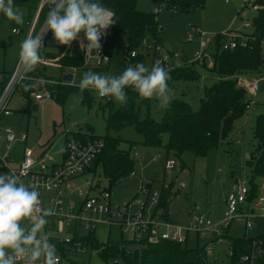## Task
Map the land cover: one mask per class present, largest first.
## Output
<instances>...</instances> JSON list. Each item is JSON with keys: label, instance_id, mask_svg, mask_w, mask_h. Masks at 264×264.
I'll return each instance as SVG.
<instances>
[{"label": "rangeland", "instance_id": "obj_1", "mask_svg": "<svg viewBox=\"0 0 264 264\" xmlns=\"http://www.w3.org/2000/svg\"><path fill=\"white\" fill-rule=\"evenodd\" d=\"M14 5L24 14V22L20 27L25 30L21 35H12L11 30L14 28L13 23L15 22L8 21L0 14V44L5 45V47L0 46V72L4 68H8L19 51L20 44L26 34L24 23L28 15L31 13L30 15L33 17L26 22L33 21L36 15V10L32 9V0H14ZM241 5L242 0H232L229 3H225V0H206L202 10L191 13H174L153 0L136 1L137 11L156 14V38L159 40L155 42L146 38L142 49L136 56V58L142 59L140 63L150 69L153 59L169 56L168 62L163 67L167 72L178 66H187L194 68L200 75L197 82L176 81L173 87L169 88L171 89L170 102L184 101L193 111L199 109L200 101L205 98V89L217 82L219 76L212 70L214 67L212 57L206 59L204 64H200L204 65L202 67L194 63L193 54L199 49L198 35L195 32L199 31L206 35L205 39L214 41L219 34L229 29L237 30L246 21L251 22L256 13L251 9H244L240 12ZM240 32L250 33L251 30L241 29ZM80 38H83V33ZM125 45L126 34L123 33L120 41L110 49L109 65L99 69L73 70L69 73L73 77L69 85L79 88L83 73L87 71L120 75L126 67L130 66L124 56ZM65 49V53L74 57L80 55L78 41H73L71 47ZM62 51L53 50L58 57H60L59 54H63ZM136 58L134 59L136 60ZM35 69H40L45 76L52 78L59 77L61 73H67V70L60 71L59 60L45 64L39 63ZM234 79H237V84L241 81L248 85L263 80L264 64L255 72L236 74ZM243 89L246 90L249 105L246 114L235 122L234 130L228 139L218 148L209 151L205 157H196L185 153L179 160L172 153H167L163 149L144 147L142 136L136 132L134 127H127L118 133L110 132L108 134L110 137L122 140L119 145L120 150L127 151L129 144L133 143L135 145L131 156L137 154L136 157H133L135 175L110 189L112 205L118 208L130 205L131 212L134 213L140 209V203L146 202L143 207L141 206L144 209L143 212L149 211L152 214L154 210L155 215L160 216L163 222L185 225L194 215H204L213 226L218 225L224 219L226 212V196L230 192L237 191L242 185H247L250 180L251 169L247 161L250 155L256 156V145L253 139L255 123L259 115L264 116V94H254L246 87ZM85 90L92 96L91 106L83 103L81 97L72 92L62 105L56 100L33 101L35 109H30L29 112L24 111L26 103L22 100L20 93L16 91L9 104L11 114L0 123V127L8 125L16 134L27 136L25 144L16 143L10 152L13 160L15 162L20 160L21 155L18 148L23 146L32 149L35 154L46 151L55 160H59L65 139L72 137L73 126L77 124H83L84 127L78 131L82 134H89L88 130H91L96 137L106 136L105 120L108 112L101 110V107L109 99L112 100L115 108L122 107L124 103L116 102L111 97L100 99L95 91ZM164 109L160 107L159 100L153 97L148 111L142 108L139 118L143 120L149 115L156 122H160ZM166 140L167 137L164 136L163 141ZM3 153L0 143V155ZM166 160L175 161V167L172 170L164 169ZM101 180L105 184L103 178ZM172 180L175 185L171 190L173 197L168 204V214L166 215L169 220L167 221L162 219V211L153 209L151 199L154 194L160 196L162 185L166 186ZM262 181L263 179L260 181L258 197H264V182L262 183ZM146 182L151 183V188L148 191H142ZM180 184H184V188L181 189ZM251 203L240 209L241 215L251 212L250 208L253 209L252 213L257 216L264 212V209H254ZM169 216L177 222L170 220ZM24 228L28 230L27 227ZM224 229L221 228L220 235L215 232V229H212L201 232L197 236L199 247L207 245L206 247L211 249L206 256L207 264H230L228 253L230 239L254 238L264 235V218L257 217L253 221L252 228L245 229V219L240 216L233 220L226 232ZM159 232L160 230L154 231L155 235ZM95 237L99 243H106L108 241L117 242L121 237L126 239L128 235L121 236L116 227L110 229L99 227L95 231ZM195 237L196 235L189 237V246H195ZM71 254L70 261L63 260L62 264H124L122 260L114 258H108L104 262L96 251L90 249L71 251Z\"/></svg>", "mask_w": 264, "mask_h": 264}, {"label": "trees", "instance_id": "obj_2", "mask_svg": "<svg viewBox=\"0 0 264 264\" xmlns=\"http://www.w3.org/2000/svg\"><path fill=\"white\" fill-rule=\"evenodd\" d=\"M32 1V9L37 10L40 0ZM136 1L99 0L105 8L114 13L115 24L107 30L106 35L109 56L110 49L116 42L120 41L123 33L126 34L124 54L128 52L139 54L146 38H150L155 42L159 41L156 38V14L137 11ZM153 1L164 5L174 13H191L202 10L206 3V0ZM254 3L258 10L251 21L250 38L252 39L246 48H237L228 52L217 51L215 53L212 70L219 76V80L205 89V98L200 101V107L197 111H193L189 104L184 101L174 100L164 109L160 122H156L149 115L140 120V110L145 108L148 111L153 98L143 99L136 91L129 88L125 89L127 101L122 107L115 108L111 99L101 107V110H107L108 112L105 120L107 134L104 137H99L104 140L105 149L94 161L89 172L100 175L106 181L109 192L112 187L128 179L133 173L134 160L131 151L135 145L130 143L127 151L120 150L119 145L122 140L110 137L108 135L110 132L118 133L127 127H134L136 132L142 136L144 147L163 149L167 153H172L179 160L185 153H190L196 157H205L209 151L218 148L228 139L234 130L235 122L246 114L249 106L246 90L237 84L234 75L255 72L264 64V0H255ZM52 6L50 1L42 8L37 20L36 30L42 26ZM16 25V23H13V26L16 27ZM42 43V59H55L56 55L53 50L66 48V46H62L55 41L51 31L46 33ZM0 46H3V44H0ZM59 62L61 72L67 69L81 70L83 68L82 60L77 57L64 56L59 59ZM131 62L138 64L142 62V59H132ZM168 73L170 75V79L167 81L169 88H172L176 81L197 82L200 77L194 68L187 66L175 67ZM63 76L64 73H61V77L57 80L58 85L50 87L54 95L52 100H56L62 105L67 96L75 92L81 97L83 103L91 106L92 96L86 90L81 94L80 88L63 84ZM30 86V84H27L22 92L26 100L25 112L35 109V105L32 104L33 102L29 98ZM88 132L89 134L73 132L72 137L82 140L87 137L97 138L91 130H88ZM164 136L167 137L165 142L163 141ZM253 139L256 145V156L250 155L247 161L251 169V177L247 183L249 186L248 204L258 197L260 181L263 179L262 183L264 182L263 115H259L256 119ZM174 185V180H172L170 184L162 185L160 189L155 211H162L163 215L161 214V217L163 220H169L166 214H168L169 201L173 197L171 190ZM31 225L30 220L21 222L22 227ZM227 229L228 227L224 231L226 232ZM259 243L262 246L264 245V235L254 238H231L229 245L230 264H251V260L254 259V251ZM86 249L96 251L104 262L108 258H114L115 260H122L124 264H207L206 246L199 247L197 243L194 247L189 246L188 241L182 245L170 241H159L156 244H151L143 240L136 243L134 240L125 239L124 237H121L117 242L99 243L95 233L74 239L68 249H62V259L70 261L69 251H83ZM244 257H249V261L243 262ZM255 264H264V254L256 260Z\"/></svg>", "mask_w": 264, "mask_h": 264}, {"label": "built area", "instance_id": "obj_3", "mask_svg": "<svg viewBox=\"0 0 264 264\" xmlns=\"http://www.w3.org/2000/svg\"><path fill=\"white\" fill-rule=\"evenodd\" d=\"M50 1L41 0L33 21L25 24L26 34L24 39L29 36L40 35L45 30L46 20L37 30L36 24L42 8ZM230 1L232 0H225V3ZM254 2L255 0H242L240 12L244 9H251L256 12L258 7ZM251 28V22L246 21L237 30L229 29L219 34L214 41L205 39L206 35L199 31L195 32L198 35L199 49L193 54L194 63L198 65L204 64L209 57L214 60V55L217 51L228 52L237 48H246L252 39L250 38L251 32L241 33L240 31L241 29L251 30ZM22 33L19 28L14 27L12 29V34L15 36ZM42 35L43 40L46 33ZM83 39L84 36L81 41ZM100 43L102 47L98 53L99 56L93 52L86 59L85 52L80 48L79 58L83 62V68L99 69L109 65L110 56L107 50L106 36L101 37ZM124 56L130 66L136 65L131 62L132 59L136 58V52H128ZM168 57L153 59L151 67L156 61H160L162 67H165ZM174 58L176 57L174 56ZM45 63L50 62L45 59L40 62V64ZM255 83L248 85V83L243 84L239 81L238 85L246 87L250 92L254 93L253 87ZM27 84L31 85V93L29 95L31 101L41 102L53 99L54 95L50 87L59 83L41 77L35 73V70L27 72L21 65L20 57L18 56L10 73L0 72V123L10 116L9 104L16 91L20 93L22 100L26 103L22 92ZM99 98L108 99L107 97ZM26 141V135L16 134L9 126L0 127V143L4 152L0 155V174L15 173L22 182L39 192V199L42 203L37 206L36 213L30 220L32 224L36 222L39 214H42L45 209L52 210L46 217L48 223L42 229V234L50 246L47 251H54L55 253L56 264H62L63 262L62 249H68L74 239L95 233L99 227L108 229L116 227L120 231L121 236L126 234L128 235L126 239L134 240L136 243L143 240L151 244H156L159 241H170L182 245L188 241L191 235H199L201 232L212 229H215V232L220 235L221 228L229 227L233 220L240 216L245 219V229H251L253 221L257 217L261 216L264 218V212L257 216L252 213V208H250L251 212H247L244 215L240 213V209L248 204V185H242L237 191L230 192L226 196L224 219L216 226H213L211 221L204 215H194L185 225L163 222L160 216L157 217L155 215L154 210L152 214L149 211L143 212L144 209L141 206L143 207L146 202L140 203V209L132 213L130 205H126L123 208L114 207L111 204L110 192L106 181L103 179L105 181V184H103L100 175L89 172L94 161L105 149V142L102 138L87 137L82 140L70 137L67 140L65 139L59 160H55L46 151L35 154L32 149L23 146L18 148L21 151V158L15 162L10 152L16 143L25 144ZM134 156L136 157L137 154L135 153ZM174 167L175 161L166 160L164 164L166 171L172 170ZM134 175L133 172L130 177ZM179 186L181 189L184 188V184ZM144 190H147L145 185L142 188V191ZM158 200L159 195L154 194L151 199L153 209L157 206ZM251 206L254 209H264V197H257L255 201H252ZM31 227L32 225L28 226L27 229L30 230ZM155 230H160L159 234L155 235ZM210 250L209 247L205 249L207 254ZM228 253L230 255V251ZM263 254L264 245L262 246L259 243L254 251V259L251 260V264H255L256 260L261 258ZM5 259H11L12 264H28L30 254L17 257L12 253L11 249H5ZM242 261L248 262L249 257H244ZM35 264H44L43 255Z\"/></svg>", "mask_w": 264, "mask_h": 264}, {"label": "clouds", "instance_id": "obj_4", "mask_svg": "<svg viewBox=\"0 0 264 264\" xmlns=\"http://www.w3.org/2000/svg\"><path fill=\"white\" fill-rule=\"evenodd\" d=\"M51 4L45 30L40 35L25 38L20 44V63L27 72L35 70L42 61L43 33L51 31L56 42L69 48L73 41H78L87 59L93 52L98 55L101 37L115 24L114 13L99 0H51ZM0 14L18 25L24 22V14L14 5V0H0ZM169 79V73L156 61L150 69L142 63L128 66L120 75L87 71L79 88L81 94L88 89L101 98L111 97L119 103H126L125 89L131 88L143 99L155 97L160 107L166 108L171 100ZM41 203L39 192L22 182L18 175L0 174V264H12L11 259H5V249H11L17 257L30 254L28 264H35L42 255L44 264H56L55 253L47 251L50 246L42 234L48 223L46 217L52 210L45 209L39 214L30 230L21 226L22 221L33 218Z\"/></svg>", "mask_w": 264, "mask_h": 264}, {"label": "crops", "instance_id": "obj_5", "mask_svg": "<svg viewBox=\"0 0 264 264\" xmlns=\"http://www.w3.org/2000/svg\"><path fill=\"white\" fill-rule=\"evenodd\" d=\"M31 14V13H30ZM28 15V18L26 19V21L27 20H29V18H31V17H33V16H31V15ZM26 21H25V23L24 24H26ZM15 27V26H14ZM15 28H19L20 30H22V32H24V30H23V28H21L20 27V25H16V27ZM11 34H12V30H11ZM13 35V34H12ZM21 35V34H20ZM15 36V35H14ZM79 47H80V44H79ZM67 48V47H66ZM81 48V47H80ZM64 50H66V49H63V54H59L60 55V57H58V55L56 54V58L55 59H53V61L54 60H59L61 57H64V56H69V57H74V56H72V55H70V54H68V53H65L64 52ZM19 52H20V48H19V51L16 53V56L14 57V59L12 60V62L10 63V65L8 66V68L7 69H5L4 68V70L2 71L3 73H6V74H8V73H10L11 72V70L13 69V67H14V65H15V62H16V60H17V58H18V56H19ZM61 53V52H60ZM80 57V55L77 57V58H79ZM59 58V59H58ZM45 60H48V62H53L52 61V59H45ZM75 71V70H74ZM77 71V70H76ZM40 74H39V73ZM70 72H73V70H71V69H67V73H64V76L65 75H70L69 73ZM35 73L36 74H39L41 77H43V78H46V79H48V80H51V81H57V79H59L60 77H61V75L59 76V77H56V78H52V77H47V76H45L43 73L44 72H42L40 69L39 70H37V69H35ZM72 80H73V77H72ZM72 82V81H71ZM62 83H65V84H70V83H67V82H65L64 80H63V77H62ZM12 100V99H11ZM8 126V125H7ZM1 128H3V127H1ZM134 148V147H133ZM20 152V155H21V151H19ZM131 155H132V152H131ZM134 157V156H133ZM132 157V159L134 160V158ZM135 174V173H134ZM151 184V183H150ZM150 188H151V185H150ZM112 204V203H111ZM170 217V216H169ZM190 217V216H189ZM170 220H172V221H174L173 219H171V217H170ZM174 222H177V221H174ZM195 241L196 242H194V243H198V237H195ZM188 243H189V239H188ZM205 246H207V245H205ZM69 256H71L72 254H71V251H69ZM208 255V254H207Z\"/></svg>", "mask_w": 264, "mask_h": 264}, {"label": "water", "instance_id": "obj_6", "mask_svg": "<svg viewBox=\"0 0 264 264\" xmlns=\"http://www.w3.org/2000/svg\"><path fill=\"white\" fill-rule=\"evenodd\" d=\"M63 80L67 83H70L72 81V76L71 75H65L63 76ZM253 92L254 94H264V79L263 80H258L253 87ZM83 124H77L73 126V132L77 133L83 128ZM150 183L146 182L145 183V188L147 190L150 189Z\"/></svg>", "mask_w": 264, "mask_h": 264}]
</instances>
